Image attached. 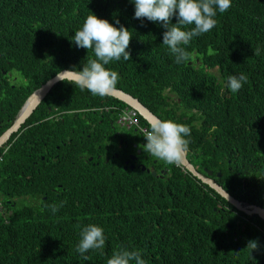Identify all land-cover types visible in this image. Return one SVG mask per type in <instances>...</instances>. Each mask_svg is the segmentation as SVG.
<instances>
[{
  "label": "trees",
  "instance_id": "16d2710c",
  "mask_svg": "<svg viewBox=\"0 0 264 264\" xmlns=\"http://www.w3.org/2000/svg\"><path fill=\"white\" fill-rule=\"evenodd\" d=\"M90 12L132 35L130 60L105 66L119 75L115 87L161 120L189 126L187 158L197 170H211L238 200L264 208V0H231L217 10L214 28L184 46L190 59L183 64L162 44L159 23L133 18L130 0H0V134L34 89L95 59L71 40ZM240 73L248 80L233 93L224 83ZM68 82H57L0 147V264H106L117 247L139 250L145 264H264V221L179 164L152 156L156 174L143 170L150 162L143 151L137 161L129 157L133 143L143 149L137 129L130 128L141 137L123 138L122 158H97L116 143L104 108L128 105ZM90 155L88 163L80 158ZM108 165L117 176L82 172ZM61 202L53 214L48 206ZM87 224L102 227L105 246L84 260L77 225ZM250 240L258 243L251 253Z\"/></svg>",
  "mask_w": 264,
  "mask_h": 264
},
{
  "label": "clouds",
  "instance_id": "9594fccd",
  "mask_svg": "<svg viewBox=\"0 0 264 264\" xmlns=\"http://www.w3.org/2000/svg\"><path fill=\"white\" fill-rule=\"evenodd\" d=\"M130 2L134 4V19L143 20L146 18L150 22L159 23L165 29L162 34V44L167 47L177 64H183L190 59L184 46H187L194 37L205 34L214 28L217 23L214 19L217 10L223 13L231 7V0H130ZM173 17L176 19L175 23H171ZM115 23L119 24V20H116ZM131 38L129 29L124 25L120 24L119 27H116L107 19L98 18L90 12L82 27L75 31L71 40L77 48L91 49L95 59H89L82 70H65L59 73L58 79L64 81L65 77H71L72 79L68 83H75L81 88H86L93 95L101 97L108 95L118 82L119 75L116 71L109 70L105 66L113 60L119 61L121 57L125 61L130 60V52L127 49ZM254 54L259 55V49H256ZM247 80L248 77L240 73L228 76L224 84L231 92L235 93ZM128 108L132 109L129 106ZM136 114L139 113L136 111ZM146 129L148 131L144 135L137 129L146 141V144L143 145L144 151L168 164L178 165L188 150L189 141L185 138L191 134L189 126L170 119H154L150 128L146 127ZM134 137L141 136L134 135ZM0 157L2 159L1 155ZM81 158L83 160V157ZM166 163L165 165H167ZM92 164L95 163L92 162ZM63 203L48 207L55 214L59 207L63 206ZM77 227L80 228V240L76 251L84 260H87L86 252L104 248L103 229L95 224L77 225ZM246 247L250 249L251 253L258 249V243L255 240H250ZM141 257L142 254L139 250L117 247L106 264H132L133 261L135 264H145Z\"/></svg>",
  "mask_w": 264,
  "mask_h": 264
},
{
  "label": "water",
  "instance_id": "95a60500",
  "mask_svg": "<svg viewBox=\"0 0 264 264\" xmlns=\"http://www.w3.org/2000/svg\"><path fill=\"white\" fill-rule=\"evenodd\" d=\"M63 69L56 73L51 78L47 79L43 84H41L38 88L34 89L29 96L26 98L20 109L18 110L15 119L12 124L6 128L0 134V147L5 144L11 137V135L18 131V129L25 123L28 117L32 114V112L36 109L42 99L46 96V94L50 91V89L59 81L58 74L64 72ZM71 77H65L64 80L70 81ZM125 104L129 107L137 111L141 117H143L148 124H151L154 119H160L153 112L150 111L144 104H142L136 97L131 94L123 91L122 89L114 87L113 90L108 94ZM110 113V112H109ZM131 159H136V156H130ZM127 162V161H126ZM178 164L181 166L183 170L190 173L191 176L201 181L203 184H206L210 188H212L217 194H219L222 198H224L229 204L234 206L238 211L245 213L246 215H258L264 221V208L259 205L244 203L234 197L226 188L222 186V184L216 182L214 179L210 177L212 174L211 170L204 169V173H201L197 170V168L189 161L187 158V152L182 156ZM132 167V166H131ZM143 170H146L142 167ZM152 174H155V170L151 171ZM219 176V173L216 175Z\"/></svg>",
  "mask_w": 264,
  "mask_h": 264
},
{
  "label": "flooded vegetation",
  "instance_id": "af4514ba",
  "mask_svg": "<svg viewBox=\"0 0 264 264\" xmlns=\"http://www.w3.org/2000/svg\"><path fill=\"white\" fill-rule=\"evenodd\" d=\"M68 111H73V110H68ZM59 114H60L59 112H56L53 115H51L50 117L58 116ZM102 114L103 113H100V116H103ZM108 114H110L111 118L108 116ZM104 115H105V121H106L105 125L107 126V132L110 133L116 139V143H114L112 145H109V146H105L104 148H102L101 151L97 154V158H100L101 153H104L105 156L103 157V159H104L105 162H108V160H109L110 157H117V159L119 160L120 158L123 157L122 148L125 147V143L123 141L124 136L127 134L129 137H132V138H135V137H134V134L132 132V129L125 128L118 121V118H115V115L113 113H109L108 111H106V113H104ZM144 144H146V142L143 140L142 141V146ZM134 147H135V153H130L129 154V155L136 156V159H134V160L132 159V160L133 161H137L138 155L141 154V151H143L145 153V155H146V161L148 159H150V162L147 161V164H148L147 167H145L144 165H140L141 168L144 167L147 172H149V171L151 172L152 170H154L153 167H154V164L156 163V159L155 158H152V156L149 155L146 151H144V149H142L141 146L137 147V144L136 143H134ZM81 157H83V156H80V158ZM83 160L85 162H87V161L91 162L92 161V156H89L87 158H83ZM126 161H124V162L127 164L128 161L127 162ZM131 166L133 167V164H130V167ZM123 168L126 169L125 166H123ZM204 169L205 168H203V172H204ZM116 170L119 172V168H116ZM80 172L70 171L69 173H71V174H73V173L80 174ZM82 172L84 173V175L102 174L104 176H110V175L111 176H117V174H118V172L116 173V171L114 169V166H110V165H108L107 167H105V169L103 171H96V172L82 171ZM218 173H219V176H220L221 175L220 171H217L215 175H217ZM155 174H156V171H155ZM164 174L165 173L162 172V171L159 172V175H161V176L164 175ZM212 179H214V178H212Z\"/></svg>",
  "mask_w": 264,
  "mask_h": 264
},
{
  "label": "built area",
  "instance_id": "2783aa9c",
  "mask_svg": "<svg viewBox=\"0 0 264 264\" xmlns=\"http://www.w3.org/2000/svg\"><path fill=\"white\" fill-rule=\"evenodd\" d=\"M104 109L105 111L117 115L118 121L126 128L135 127L139 129V131H141L143 135L146 131H148L146 127L140 125L135 110L130 109L128 107H118L116 105H110L105 107ZM115 111H117V114L115 113Z\"/></svg>",
  "mask_w": 264,
  "mask_h": 264
},
{
  "label": "rangeland",
  "instance_id": "374dc122",
  "mask_svg": "<svg viewBox=\"0 0 264 264\" xmlns=\"http://www.w3.org/2000/svg\"><path fill=\"white\" fill-rule=\"evenodd\" d=\"M11 77L13 78V79H12L13 81H18V79H19V75L16 74V73L11 74ZM25 199H26V198H25Z\"/></svg>",
  "mask_w": 264,
  "mask_h": 264
}]
</instances>
